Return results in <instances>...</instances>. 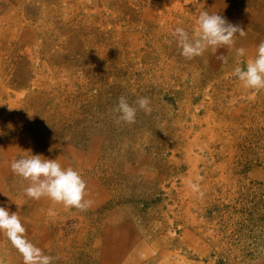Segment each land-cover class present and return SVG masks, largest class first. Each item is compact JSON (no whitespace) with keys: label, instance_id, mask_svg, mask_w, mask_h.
<instances>
[{"label":"rangeland","instance_id":"obj_1","mask_svg":"<svg viewBox=\"0 0 264 264\" xmlns=\"http://www.w3.org/2000/svg\"><path fill=\"white\" fill-rule=\"evenodd\" d=\"M8 17L0 144H21L4 183L26 196L5 192L0 264H264V0H0Z\"/></svg>","mask_w":264,"mask_h":264},{"label":"bare ground","instance_id":"obj_2","mask_svg":"<svg viewBox=\"0 0 264 264\" xmlns=\"http://www.w3.org/2000/svg\"><path fill=\"white\" fill-rule=\"evenodd\" d=\"M45 9H46V7H45ZM258 12H259V10H258ZM3 20L7 22L8 26L12 25L11 28L8 29L10 35L16 34L15 26L18 25V26L22 27V23L20 22V19H18L16 17L15 18H11V19L9 17L7 19H1L0 18V63L4 61V59H1L2 58L1 54L4 53L3 48L4 49L6 48V50H7V46H8V44H7L8 39H7V37H4V34H3L4 28H3L2 22H1ZM253 20H254V18H253ZM243 45L245 46L246 44H243ZM249 48L252 50L254 48V45L252 44L251 46H249ZM262 48H264V45H263ZM0 94H2V93H0ZM2 107L3 106L0 104V108H2ZM17 144H18L19 147L17 146ZM7 145H8V147L12 146L11 149H8ZM21 147H22L21 144L19 142L18 143L16 142V138L14 140V139H12L10 137H9V139L5 140L2 143V145L0 144V152H1V154L3 156H5V159H6V160L5 159L4 160H0V220L3 219V217L6 215V214L4 215V211L1 209V207H4V204L6 203L5 202L6 201V196H5V192L6 191L9 192V189H13V190H16L17 192H19V197H18L19 200L22 199L23 196H26V194L24 193L25 179L23 177L20 176V177H17L16 179H13L9 186H7L4 183V179L8 178L9 174H11V173L15 174V171H14L15 169L13 167L14 165L11 164V162H10L11 153H13L15 150H20ZM6 152H9V153L6 155L5 154ZM6 163H7L8 166L11 164L10 167L6 166ZM39 202L41 204V201H39ZM51 205H54V204H51ZM37 210L40 212L39 209H37ZM22 219H23V216L18 217L15 220L16 222H14V225L16 223L18 225V228H19L20 224L22 223L23 224V231L24 232H29L28 228L31 227L32 224L25 223V221H27V219H25L24 221ZM0 232L4 233L5 232V228H2ZM12 232L15 235L13 230H12ZM19 235H21V234H19ZM6 247H8V244L5 246V244L3 242V248L0 250V257L2 258V260L5 258V256H8V252L6 251Z\"/></svg>","mask_w":264,"mask_h":264}]
</instances>
